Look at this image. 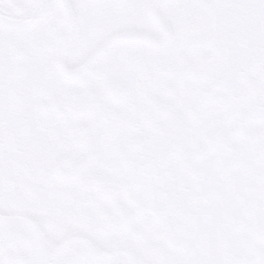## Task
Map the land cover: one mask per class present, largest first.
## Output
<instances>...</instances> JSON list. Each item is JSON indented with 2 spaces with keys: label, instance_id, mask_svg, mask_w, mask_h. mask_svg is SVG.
Returning <instances> with one entry per match:
<instances>
[{
  "label": "snow or ice",
  "instance_id": "1",
  "mask_svg": "<svg viewBox=\"0 0 264 264\" xmlns=\"http://www.w3.org/2000/svg\"><path fill=\"white\" fill-rule=\"evenodd\" d=\"M0 264H264V0H0Z\"/></svg>",
  "mask_w": 264,
  "mask_h": 264
}]
</instances>
